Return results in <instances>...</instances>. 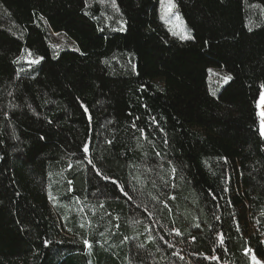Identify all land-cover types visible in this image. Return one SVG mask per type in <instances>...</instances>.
<instances>
[{
    "label": "trees",
    "instance_id": "16d2710c",
    "mask_svg": "<svg viewBox=\"0 0 264 264\" xmlns=\"http://www.w3.org/2000/svg\"><path fill=\"white\" fill-rule=\"evenodd\" d=\"M172 1L0 0V264L264 259V0Z\"/></svg>",
    "mask_w": 264,
    "mask_h": 264
},
{
    "label": "rangeland",
    "instance_id": "374dc122",
    "mask_svg": "<svg viewBox=\"0 0 264 264\" xmlns=\"http://www.w3.org/2000/svg\"><path fill=\"white\" fill-rule=\"evenodd\" d=\"M159 3V18L160 21L166 26L167 29L171 31L173 35L180 39H186L184 37H190V32L187 29V27L183 24L180 17L176 14L174 8L171 12L167 11V5L169 3H173L172 0H158ZM259 10V17L261 20H264V9H258ZM23 59L27 62H31L33 60H36L33 58L29 53H25L23 56ZM226 76L222 73V71L218 69H211L209 71V84L211 89L217 88L220 84H222L225 81ZM262 93H264V89H261L259 98L257 100V109L259 113L260 119H262V116H264V98H262ZM260 132L261 134L264 133V120H260ZM264 137V134H262ZM252 256L250 255L251 263ZM256 259L260 262V264H264V259H259L256 257Z\"/></svg>",
    "mask_w": 264,
    "mask_h": 264
},
{
    "label": "snow or ice",
    "instance_id": "6c2138e0",
    "mask_svg": "<svg viewBox=\"0 0 264 264\" xmlns=\"http://www.w3.org/2000/svg\"><path fill=\"white\" fill-rule=\"evenodd\" d=\"M112 6H113L114 8H116L115 0H112ZM174 7H175L174 4L169 3V4L167 5V11H168V12H171L172 9H173ZM121 30H123V29H121ZM184 38H187V37H184ZM38 62H39L38 60H33V61H31L30 63H38ZM224 79H225V83H227V82L231 79V77H225ZM262 98H264V93H262ZM262 134H264V133H262ZM84 151H85V152H88V147H87V146H85ZM89 163L91 164L92 161L89 160ZM93 167H94V165H93ZM173 171H174V169H173ZM105 179H108V178L105 177ZM121 191H124V189H121ZM125 195H127L126 192H125ZM197 227H198V225H197ZM87 243H88V242L85 241V244H87ZM221 243H223V239H222V238H221ZM249 251H250V250H247V249H246V254H247V252H249ZM252 261H253V264H260V262L256 259V256H255V255L252 256Z\"/></svg>",
    "mask_w": 264,
    "mask_h": 264
},
{
    "label": "built area",
    "instance_id": "2783aa9c",
    "mask_svg": "<svg viewBox=\"0 0 264 264\" xmlns=\"http://www.w3.org/2000/svg\"><path fill=\"white\" fill-rule=\"evenodd\" d=\"M260 120H264V116H262V119H260Z\"/></svg>",
    "mask_w": 264,
    "mask_h": 264
}]
</instances>
